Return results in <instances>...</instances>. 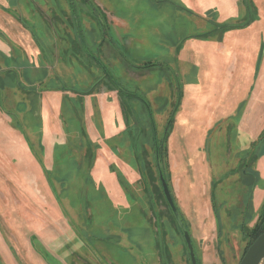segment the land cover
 <instances>
[{
    "label": "rangeland",
    "instance_id": "1",
    "mask_svg": "<svg viewBox=\"0 0 264 264\" xmlns=\"http://www.w3.org/2000/svg\"><path fill=\"white\" fill-rule=\"evenodd\" d=\"M154 1L0 0V13L14 17L15 41L23 42L13 47L30 41L42 52L39 71L31 70L37 59L21 51L16 58L0 52L7 88L0 102L3 95L11 112L0 108V264H192L185 232L197 264H238L252 230L264 226V52L254 51L264 34V0H239L236 19L205 25L174 18V4ZM114 13L128 18V31L112 25ZM1 14L0 35L12 41ZM31 14H43L46 26L24 20ZM47 24L63 42L71 39L76 56L72 76L65 69L60 83L44 80L53 39ZM143 24L161 32L153 45H126ZM204 32L209 42H238L236 66L222 60L219 84L177 60L188 36ZM44 88L67 92L60 108L45 100L61 139L46 128L51 116L32 111ZM102 92L107 114L122 126L113 139V118L98 108ZM155 131L168 152L164 171L176 215L158 176ZM101 158L118 181L96 168Z\"/></svg>",
    "mask_w": 264,
    "mask_h": 264
},
{
    "label": "crops",
    "instance_id": "2",
    "mask_svg": "<svg viewBox=\"0 0 264 264\" xmlns=\"http://www.w3.org/2000/svg\"><path fill=\"white\" fill-rule=\"evenodd\" d=\"M23 1V0H21ZM152 1V0H150ZM146 0H141V3H145ZM156 4H161V3H171L174 4V9H173V15L172 17H176V18H180L181 17H186V18H193L196 21H201L202 24L205 25V22L207 20H213L212 23L216 24L217 23H221L230 19H236V17L239 15V0H155L154 1ZM151 2V3H154ZM176 4V5H175ZM1 14V13H0ZM3 16V18H5V20L7 21V23L4 25L5 26V32H6V36L10 37L12 41H9L8 38H6L5 36L2 37L0 35V52H5L6 54H9V57H11L12 55L13 58L17 57V54L19 53V51H21V57L23 56V58L25 56H27L29 58V60L31 61L32 58L37 59V65L36 68L31 69L32 71H39V69L42 68V65L39 64L38 61H40V57L42 56V52H40V49H37V47L33 44L30 43V41H28V38L26 35H28V31L25 33L23 30H21V34L24 36V38H26L25 40L29 42L28 46L23 44V49L16 50L13 45H16L18 47L19 43H23V42H17L15 41L14 36V17L12 15H8L7 13L5 14H1ZM182 15V16H181ZM186 15V16H185ZM23 17L25 18L24 20L27 21H33V23H36V25L40 24V19L43 21V25L46 26V20L45 17L43 16V14H38V16H34L33 14L31 15H23ZM111 20L112 25H114L115 27H118L120 29H123L125 32L129 30L130 25H129V20L128 18H125L123 16H120L118 14H112L111 16H109ZM56 26V25H55ZM143 27H138L135 26V29L137 31H134L136 33H134V36H130L129 39L125 40V44L128 45L129 47L134 46L135 49H139L141 50L142 48H144L147 44L153 45L154 40L152 39L153 36H158L161 32L158 31L159 29L156 28V30H154V26L152 24L149 25H142ZM48 31L47 33H51V37H53V39H51L50 42V55L49 58L47 57L46 64H44V69H46L47 73L45 74L46 77L44 80H50L52 78H54L52 80V82H61L62 77L65 75V73H67L65 71V69H67L69 71L68 74H71L72 67H74V60H76V56L73 55L72 56V41L71 39H69V42H63L59 37V33L58 32V28H51L48 26ZM62 27V25H61ZM2 28V27H0ZM150 28V29H148ZM148 29V31L146 32L145 30ZM219 29V28H218ZM26 31V30H25ZM216 31V30H214ZM63 35L65 34H69L70 33H66V30H63ZM171 30H166V35L169 36ZM220 31L216 32L219 33ZM208 32V38L213 36V33ZM215 33V32H214ZM220 34V33H219ZM231 34V33H229ZM44 35V34H43ZM72 35V33H71ZM259 39H258V43L255 44L254 46V51L256 53V55L258 54H262L261 57L263 56L264 52V44L261 40V38L264 39V34L260 33L258 34ZM188 37H193L190 38L189 40H186L185 42H187L186 44H184V47H182L177 55V60H180V63L182 64V66H186V64H192L194 63L193 66H195V68L198 71V78L205 76L207 79H212L210 81L206 80L209 84H219L221 82L220 77L217 75V69L220 67L221 62L223 59H225V61H228V63L230 64V66L233 64L232 67L236 66V62L238 61V42L236 40H234L235 43H233L232 41H230V43H214V42H209L206 38V33H201V34H194V35H189ZM6 38V39H5ZM210 40V39H209ZM22 41V40H21ZM40 41V40H39ZM209 42V43H208ZM31 44V45H30ZM12 45V46H11ZM131 49V48H130ZM74 54V52H73ZM196 54V55H195ZM203 54H206V56H204ZM195 59H197V64L196 61L193 62ZM1 60V58H0ZM203 61V63H201ZM53 62V63H52ZM9 67V66H7ZM203 67V68H202ZM231 67V68H232ZM220 69V68H219ZM8 72L6 71L5 74H7ZM35 72H32V74H29V77L32 79L33 77H31L30 75L34 76ZM3 75H1L2 77ZM26 77L24 78V81L28 84L33 83V81L29 78ZM226 79V78H225ZM200 81V80H198ZM3 82L2 79H0V91H3L2 89H7L5 86H3V84L1 83ZM232 82V76L228 77L226 80H224L225 84H228ZM4 83V82H3ZM6 85V84H5ZM57 84H54V86L56 87ZM25 92V91H23ZM67 94V92H62L56 88L53 89H43L40 91L38 97L34 100L38 99V103H37V108L36 109H30L32 111H34L33 113H37L36 115H41L43 118H46L47 116H51V118L53 119V113L51 108L49 109V107H47V105L45 104V100L50 99V101L57 107H61V103L62 100L65 98V95ZM112 95H114L115 97H117V91H112L111 93ZM226 95V94H225ZM224 95V96H225ZM222 97V95H221ZM22 99L26 98L25 95L21 96ZM95 98V97H93ZM101 101H98L100 105H98V108L100 109V113L101 115L108 120L110 117H112V124L114 125L113 128L111 127V125L109 124L107 131L108 133V138H112L116 137L117 134L120 132L122 126L119 124H115L114 119H115V114L114 113H110L107 114V110L109 107H107L104 103L105 101V92H102L99 94V97ZM88 99H90V97H88ZM97 99V98H96ZM94 99V100H96ZM26 100L30 101L28 96L26 98ZM93 100V99H91ZM90 100V101H91ZM23 103V102H22ZM202 103V102H201ZM1 106L0 108L3 109L5 115L9 117L8 115H10L11 112H6L5 109L6 108V104L3 102V95H2V101L0 102ZM90 104V103H89ZM231 105V104H230ZM30 106V105H29ZM230 112L226 113L225 117L227 116H231V112L232 109L229 110ZM31 113V114H33ZM61 110L58 109L57 110V114L58 117H60ZM2 115L1 109H0V116ZM57 120L60 121V118H58ZM51 121V120H50ZM51 126V127H50ZM50 126L46 127L48 128V132L51 135V137L55 140L56 138L61 139V133H59V126H58V130L57 127H55V121L53 119V121H51ZM71 136V135H70ZM100 143L103 142V140L99 139L98 140ZM106 148V147H105ZM117 148L116 151L120 148L121 146H117L115 147ZM109 151H107V156L109 155ZM171 154V152H170ZM169 154V155H170ZM107 159H97V161L95 162V166L96 168L99 166L101 168H105L107 170L106 173L109 175L107 176L109 178V181H118L117 180V175L116 173L112 172L110 170V161H107ZM175 163V162H174ZM174 163H172V166L174 165ZM95 170V169H93ZM125 172V171H124ZM117 195H120V191L119 188L116 187ZM216 239V238H215ZM205 251L209 250V249H204ZM213 253H217V250L215 249Z\"/></svg>",
    "mask_w": 264,
    "mask_h": 264
},
{
    "label": "water",
    "instance_id": "3",
    "mask_svg": "<svg viewBox=\"0 0 264 264\" xmlns=\"http://www.w3.org/2000/svg\"><path fill=\"white\" fill-rule=\"evenodd\" d=\"M160 182L162 185V189L164 192V196L166 198V202L168 203L170 209L177 214L176 212V206L173 201V197L171 195V191L169 188V185L163 176V173L160 171ZM185 241L189 250L190 259L192 264H197L196 256L194 247L192 244L191 236L189 233L185 232ZM264 261V232L256 237V240L249 246L243 257L241 258L240 262L238 264H261Z\"/></svg>",
    "mask_w": 264,
    "mask_h": 264
},
{
    "label": "trees",
    "instance_id": "4",
    "mask_svg": "<svg viewBox=\"0 0 264 264\" xmlns=\"http://www.w3.org/2000/svg\"><path fill=\"white\" fill-rule=\"evenodd\" d=\"M230 27H234L233 25H229L228 27L226 28H230ZM221 28V27H220ZM220 30V29H219ZM88 92V91H87ZM154 131V130H153ZM168 135L169 133H167L165 131L164 135L165 136V141L168 139ZM153 141H154V153H155V163L157 165V168L159 170V172L161 171L163 173V176L165 177L167 183H168V180H167V177H166V174H165V171H164V167H168V152L166 153V150L163 149L161 143H159V138L156 134V131L153 132ZM263 219H264V210H263V215H262ZM264 232V226H260V225H257L253 230H252V233H251V237H252V243L256 240V237H258L259 235H261L262 233ZM251 245V244H250ZM249 248V246L247 247V249ZM247 249L245 250V252L247 251ZM244 252V254H245Z\"/></svg>",
    "mask_w": 264,
    "mask_h": 264
},
{
    "label": "built area",
    "instance_id": "5",
    "mask_svg": "<svg viewBox=\"0 0 264 264\" xmlns=\"http://www.w3.org/2000/svg\"><path fill=\"white\" fill-rule=\"evenodd\" d=\"M261 264H264V261Z\"/></svg>",
    "mask_w": 264,
    "mask_h": 264
}]
</instances>
